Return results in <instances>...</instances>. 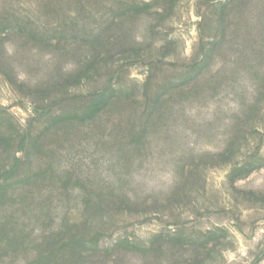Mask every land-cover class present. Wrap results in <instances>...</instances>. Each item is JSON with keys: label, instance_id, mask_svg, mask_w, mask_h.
<instances>
[{"label": "rangeland", "instance_id": "rangeland-1", "mask_svg": "<svg viewBox=\"0 0 264 264\" xmlns=\"http://www.w3.org/2000/svg\"><path fill=\"white\" fill-rule=\"evenodd\" d=\"M142 1L0 0V264H264V0Z\"/></svg>", "mask_w": 264, "mask_h": 264}, {"label": "trees", "instance_id": "trees-1", "mask_svg": "<svg viewBox=\"0 0 264 264\" xmlns=\"http://www.w3.org/2000/svg\"><path fill=\"white\" fill-rule=\"evenodd\" d=\"M121 2H123V0H120ZM169 1L171 0H164L163 1V7L162 5H159V6H152L150 0H144L142 1V4L139 5V6H136L135 8L137 9V7L139 9H143L145 8L146 10L150 9V12L152 13L149 17H146L145 21L150 23L152 20H155V17L161 15L163 12H164V9L166 8V3H168ZM238 0H229V1H215L214 2V6L216 7V11H217V15L220 16L219 14L223 13V11L225 10H228L229 11V14L233 15V18L236 19L238 18L237 20V24H236V27H234V30L236 31L240 25V22H239V15H236L237 12V7L239 5V1L237 2ZM233 4V5H232ZM230 5H232L231 7H229ZM222 21V20H221ZM128 24V26H127ZM127 26V27H126ZM227 26H225V30H226ZM240 28H241V25H240ZM136 27L134 26L133 23H129V21L127 19H114V17H109L105 26L103 28H100L99 29V33H103L104 35L107 33V32H110L114 35V32L118 33L120 35V37L123 36L124 32H127V31H130V30H135ZM223 30V29H222ZM102 34V35H103ZM105 41L103 40V43ZM120 43L121 44H126L125 41L123 40H120ZM93 55V54H92ZM203 59L199 60L198 63H203ZM197 64H195L194 66H191L190 67V71H188L189 73L194 70L196 67H197ZM187 72V74H189ZM256 78L258 77V85L255 86V88H252L250 91L251 92V96L252 98L256 97V101L259 100V97L263 95L264 93V72H262L260 69H257V73H256ZM99 101L98 100H95V101H92L90 104H88L85 109L83 110V113L82 114H89V115H92L94 114L96 111H97V107L95 108V105L98 104ZM247 110V109H245ZM69 118H71L69 116ZM228 142H230V140H228ZM227 144V140H223V145H226Z\"/></svg>", "mask_w": 264, "mask_h": 264}]
</instances>
